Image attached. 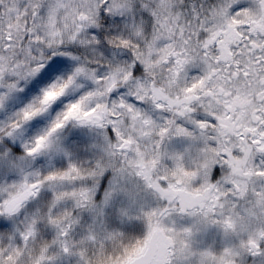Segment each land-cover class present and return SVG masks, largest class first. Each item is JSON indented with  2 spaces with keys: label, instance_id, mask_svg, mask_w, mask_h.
Instances as JSON below:
<instances>
[{
  "label": "rangeland",
  "instance_id": "rangeland-1",
  "mask_svg": "<svg viewBox=\"0 0 264 264\" xmlns=\"http://www.w3.org/2000/svg\"><path fill=\"white\" fill-rule=\"evenodd\" d=\"M60 48L66 67L22 98ZM262 119L264 0H0V141L37 152L20 175L0 171V209L19 211L0 250L14 264H128L156 232L152 264H264L252 255L264 251V180L251 171L264 168ZM104 170L111 195L97 201Z\"/></svg>",
  "mask_w": 264,
  "mask_h": 264
},
{
  "label": "snow or ice",
  "instance_id": "snow-or-ice-1",
  "mask_svg": "<svg viewBox=\"0 0 264 264\" xmlns=\"http://www.w3.org/2000/svg\"><path fill=\"white\" fill-rule=\"evenodd\" d=\"M236 7H239L237 5ZM107 14V13H105ZM67 52V49L60 48V49H46L44 51V56L48 57L47 61L43 63L39 73L36 75L35 79L31 81V83L28 85L26 89H20L21 97L27 98V96L37 91L42 85L47 84L57 73L63 70L64 67L67 65L68 57L64 55V53ZM141 70L140 64H134L132 66V75L135 76L137 72ZM77 72H79V69H77ZM71 77H69V82H71ZM124 89H116L109 93V98L112 100H115L117 96L123 97ZM70 98L65 96L61 98L60 100H57L54 104L51 105L50 111L56 112L57 109H59L63 104L66 103L67 100ZM124 102L123 100L121 101ZM31 127L35 128L37 125L42 124V119H32L29 121ZM261 123H264V119L261 120ZM173 122L168 121V126H172ZM68 125L67 123L61 125V129L66 128ZM77 126H84V122H78ZM202 126V125H201ZM176 132L178 134H184L187 135V133L182 128H176ZM108 133L110 136L114 135L111 128L108 129ZM165 135L164 131L160 132V136L163 138ZM260 135V134H258ZM258 148L261 152H264V135L260 136V143L255 146ZM23 152V155H15ZM37 156V152L27 146L22 147L20 144H18L11 134L6 135L3 137L2 141H0V171H4L5 174H11L15 172L17 175H20L23 172V162L26 159L34 160ZM264 163V161H262ZM253 173L256 174L257 180H264V168L255 167L251 169ZM145 182L146 186L149 189H152L156 192H159L160 195L163 197L167 194L166 190L160 186H158L156 181H153L150 178V175L145 172L140 173ZM221 174V169L219 166H213L211 173H210V179L216 180L217 177H219ZM111 172L108 170H104L98 179V182L96 184L95 191L93 193L92 198L97 201H107L110 197L111 193L109 192V184L111 179ZM25 180H27V176H25ZM16 181H5V187L11 191L12 187L16 185ZM45 181L37 179L35 183L33 184V187L31 189L29 200L35 199L37 196L41 194V190L44 187ZM171 190V187L168 189V191ZM261 195L264 196V189L261 191ZM6 198V194H0V200H3ZM183 211V209H181ZM16 215H19V211L16 213H8L2 209H0V233L8 232L13 230L14 228V218ZM151 215V214H150ZM23 239V237H22ZM254 251L252 252V255H261L264 254V251L259 249V245L253 246ZM0 264H14L13 255L7 251V250H0Z\"/></svg>",
  "mask_w": 264,
  "mask_h": 264
},
{
  "label": "water",
  "instance_id": "water-1",
  "mask_svg": "<svg viewBox=\"0 0 264 264\" xmlns=\"http://www.w3.org/2000/svg\"><path fill=\"white\" fill-rule=\"evenodd\" d=\"M88 121L89 120H85V122ZM94 121L96 122V124H98L99 122L98 118H95ZM18 206H20V202L16 205V207ZM157 250V235L156 233H153L149 239L148 246L144 254L140 255L129 264H151L156 256Z\"/></svg>",
  "mask_w": 264,
  "mask_h": 264
},
{
  "label": "trees",
  "instance_id": "trees-1",
  "mask_svg": "<svg viewBox=\"0 0 264 264\" xmlns=\"http://www.w3.org/2000/svg\"><path fill=\"white\" fill-rule=\"evenodd\" d=\"M186 3H195V4H197V5H199V3H200V0H184ZM106 19L105 18H102V19H100L99 21H98V23L101 25V24H104V21H105ZM119 24H115V27L116 26H118ZM105 29H107V31H108V28H107V26L106 25H104V26H102L101 28H100V32H102V37L103 38H105V37H108L107 36V32L105 31ZM199 33H201L200 34V36H201V38L202 39H204V41H208L209 43H211V46L213 45V44H219L218 46H217V49H219V50H223V44H221V41H219L218 40V43H215V42H213V38L209 35V33L208 32H206V31H203V32H198L197 33V35L199 34ZM199 37V36H198ZM201 38H199L200 40H201ZM141 71H139V72H137L138 74L140 73ZM112 225H114L113 227L114 228H117V226H119V225H117V224H112ZM133 229V228H132ZM132 234V233H131ZM130 234V232H128L127 234H126V236H130L131 235ZM48 243H50L49 241H48ZM131 244L132 243V240L130 241V242H127V243H124V244H122V245H120V244H117L116 246H118V245H120L119 247H121V246H123V245H125V244ZM115 245V244H114ZM118 250H116V251H114L113 252V254H115L116 252H117ZM112 254V255H113Z\"/></svg>",
  "mask_w": 264,
  "mask_h": 264
}]
</instances>
